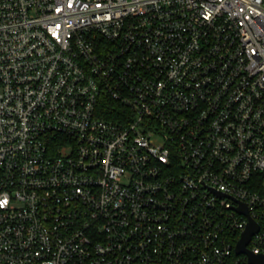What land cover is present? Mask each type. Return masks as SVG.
Segmentation results:
<instances>
[{
  "label": "built area",
  "instance_id": "built-area-1",
  "mask_svg": "<svg viewBox=\"0 0 264 264\" xmlns=\"http://www.w3.org/2000/svg\"><path fill=\"white\" fill-rule=\"evenodd\" d=\"M250 220L264 0H0V264H250Z\"/></svg>",
  "mask_w": 264,
  "mask_h": 264
},
{
  "label": "water",
  "instance_id": "water-1",
  "mask_svg": "<svg viewBox=\"0 0 264 264\" xmlns=\"http://www.w3.org/2000/svg\"><path fill=\"white\" fill-rule=\"evenodd\" d=\"M242 211L247 213V210L245 209H243ZM257 230L258 225L253 220H250L247 225V228L243 231L241 238L236 245V252L238 254L246 253L248 255V260L250 264H264V254H254L247 248V244L250 241L251 236Z\"/></svg>",
  "mask_w": 264,
  "mask_h": 264
}]
</instances>
